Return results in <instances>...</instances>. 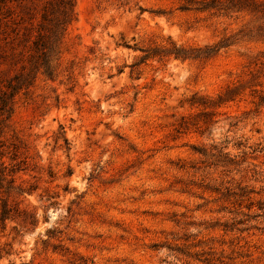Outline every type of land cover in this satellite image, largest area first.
Masks as SVG:
<instances>
[{
    "label": "rangeland",
    "instance_id": "rangeland-1",
    "mask_svg": "<svg viewBox=\"0 0 264 264\" xmlns=\"http://www.w3.org/2000/svg\"><path fill=\"white\" fill-rule=\"evenodd\" d=\"M48 1L0 0V93L28 71ZM187 1H75L51 75L0 118V171L16 170L0 212L34 219L0 226V264H264V0ZM228 37L210 57L143 60Z\"/></svg>",
    "mask_w": 264,
    "mask_h": 264
},
{
    "label": "trees",
    "instance_id": "trees-1",
    "mask_svg": "<svg viewBox=\"0 0 264 264\" xmlns=\"http://www.w3.org/2000/svg\"><path fill=\"white\" fill-rule=\"evenodd\" d=\"M75 1L76 0H49L47 4L43 7L41 20L37 27V34L31 41L29 48V67L27 72L20 73L15 76L16 83H10V92L0 93V118H8L10 116L11 110V99L14 96L16 90L22 85H27L31 83V77L35 75L39 70L43 73L51 75L52 73V58L55 56L58 46L63 38L67 26L76 18L75 12ZM233 6H236L233 4ZM231 6L224 5L223 2L219 0H207V1H193L188 0L185 5H182V9H229ZM232 43L231 37L219 41L212 46H206V48H186L183 46H178L173 43L170 47L164 48H154L146 49L145 56L143 60L153 57H164L173 55L175 58L189 59L198 57H210L216 54L222 47L229 46ZM257 63V62H256ZM262 63V62H260ZM24 70L27 66L23 67ZM33 74V75H32ZM13 79V80H14ZM242 86H228L223 93L218 97L219 103H225L227 101L234 100L236 96L241 92ZM195 103L206 104V101L192 99L191 105ZM2 119H0L1 121ZM187 120H183L179 123L178 129L186 128ZM5 167L0 171V180H6V175H11L9 183H14L15 177L13 176L16 170L11 169L10 172H5ZM10 189L13 188L12 185L9 186ZM35 188L29 187L25 188L19 186L18 190L20 194L31 193ZM21 219L26 225L34 221L32 213L19 207L18 203L10 204L8 200H3L1 212H0V226L5 229L8 220Z\"/></svg>",
    "mask_w": 264,
    "mask_h": 264
}]
</instances>
